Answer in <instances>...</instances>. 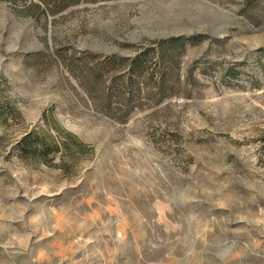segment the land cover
<instances>
[{
  "label": "rangeland",
  "instance_id": "rangeland-1",
  "mask_svg": "<svg viewBox=\"0 0 264 264\" xmlns=\"http://www.w3.org/2000/svg\"><path fill=\"white\" fill-rule=\"evenodd\" d=\"M0 264H264V0H0Z\"/></svg>",
  "mask_w": 264,
  "mask_h": 264
},
{
  "label": "trees",
  "instance_id": "trees-1",
  "mask_svg": "<svg viewBox=\"0 0 264 264\" xmlns=\"http://www.w3.org/2000/svg\"><path fill=\"white\" fill-rule=\"evenodd\" d=\"M28 136H29V135H28ZM28 136H25V137L23 138V140H26Z\"/></svg>",
  "mask_w": 264,
  "mask_h": 264
}]
</instances>
